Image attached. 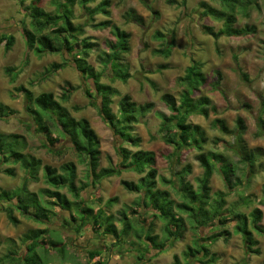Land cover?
<instances>
[{"label":"rangeland","instance_id":"rangeland-1","mask_svg":"<svg viewBox=\"0 0 264 264\" xmlns=\"http://www.w3.org/2000/svg\"><path fill=\"white\" fill-rule=\"evenodd\" d=\"M30 1L32 0H27L21 5L18 0H0V37H14V43L8 51L4 50V42H0V103L12 112L6 118L0 119V133L23 137L27 143L25 154L40 159L44 165L57 168L66 162L74 163L77 172L76 187L84 189L81 196L88 202L87 206L92 205L93 214L101 211L112 217L118 230L131 224L132 228L125 244L112 250L110 262L107 264H135L134 252L145 255L140 264H175L176 260L180 264H199L200 260L198 262L197 258L186 257V251L189 248L194 249L195 244L202 242L201 239L212 236L216 241L209 242L206 246L210 253L216 255L215 264H264V234L252 231L255 240L253 249L256 253L248 254L241 235L236 233L237 219L233 212L245 215L249 223L250 213L256 208L259 209L262 214L259 226L264 228V136H258L256 128V118L262 116L264 119L257 99L258 94L264 97V0H253V4L247 5L248 17L240 10L236 14L235 27H254L253 34L221 37L218 40L203 34L201 26L218 30L222 23L208 17L202 19L199 15L200 3L219 8L216 0H145L152 13L139 0H109L110 20L130 36V50L122 56L123 69L129 73L130 78L126 82L114 80L110 77V70H107L100 82L110 85L122 96L128 95L136 104L154 105L152 112L132 128L131 136L134 142L121 140L103 122L97 108L99 99L94 96L92 81L75 68L72 57L67 52H63V56L59 53L40 55L28 49L21 30L23 23L27 25L29 22L23 15V8L27 7ZM39 1L41 9L53 14L54 0ZM98 3L99 0L90 4V7L93 8ZM94 19L95 23L105 20L101 15L95 16ZM73 24L83 28L80 38H88L94 45L87 57V63L96 72H101L103 68L99 65L97 56L106 50V41L114 40L110 29L92 28L86 9L77 5L74 7ZM157 34L166 39H159ZM171 37L174 46L169 56L164 57L156 53L164 48L166 40ZM73 48L80 50L78 45ZM232 55L238 56L240 67L248 77L246 83L241 81L234 71ZM194 60L203 64L206 76V84L200 88L198 96L208 98L210 104L207 106V118L193 115L188 118V123L199 126L207 141L201 151L193 146L184 151H177L175 145L163 140L162 119L157 115H170L162 96L168 94L178 101L182 91L179 79L184 76L185 69ZM63 62L66 63L64 68L50 72L52 64ZM6 69H11L13 75L8 76ZM216 72L221 74L218 89L213 86L218 78ZM20 87L31 91L34 96L52 93L71 117L86 120L99 141V168L120 167V176L101 179L96 185L89 184L86 158L76 156L70 144L58 135L53 125L50 131H54L53 136L58 135L60 141L53 149L61 148V153L56 155L43 149V138L34 132V127L30 128L33 122L25 111L23 93L17 92ZM87 89L91 91L92 99L86 96ZM62 95L67 98L62 99ZM113 100V113L119 117V98ZM239 118L243 121L242 139L247 150L260 155L252 169L239 162L233 151L236 144L235 134L232 133L236 130V120ZM215 119L223 120L230 133H223L214 128L212 122ZM121 149L131 152L141 150L154 155L156 189L167 191L174 204L182 201L177 173L190 166V172L185 174L183 181L197 190L198 180L203 174V169L196 159L197 155L201 152L222 155L235 167L231 182L237 185L228 189L218 171L217 163L210 179V195L212 200L217 199L219 195L223 197V212L228 219L223 225L217 226L216 220L206 228H200L196 227L186 214H181L184 219V232L172 240L168 239L163 232V222L153 218L151 210L143 206L144 192H129L121 186V180L140 184L145 174L121 168ZM7 167L13 170V176L3 172ZM24 178L25 173L18 165L0 166V189L14 190L13 192L18 194V188ZM45 187L42 178L38 182L27 184L28 190L34 193ZM61 193L69 201H73L72 195L65 189L61 190ZM110 199L116 200L111 204L107 203ZM74 211L73 205L69 212L55 208L47 224H39L31 220L29 215L16 212V225L10 223L0 211V259L9 251L22 255L25 252L24 236L29 231L48 229L49 233L42 237L41 244L36 249L47 264H87V250L84 249L86 247L101 249L103 261L109 246H115V239L105 236L103 227L96 231V228L91 226V221L79 233H75L74 228L79 222V216L76 217ZM131 211H136V214L132 215ZM69 215L75 216L76 221L73 222ZM148 226L154 230L152 235H157V242L165 245L164 249L157 251L147 245L141 228L148 229ZM141 236L142 238L138 239ZM43 242L48 245H43ZM50 242L57 243V247H49ZM60 249H63V253L59 252Z\"/></svg>","mask_w":264,"mask_h":264},{"label":"trees","instance_id":"trees-1","mask_svg":"<svg viewBox=\"0 0 264 264\" xmlns=\"http://www.w3.org/2000/svg\"><path fill=\"white\" fill-rule=\"evenodd\" d=\"M23 5L27 0H18ZM97 0H54L55 9L53 14H50L40 8L39 0H32L27 7L23 8L24 17L28 19V24L23 23L22 32L24 34L29 50H33L36 54H62L67 52L72 57V63L75 68L81 72L86 79L92 81L93 93L95 98L99 99L98 111L103 122L112 130L115 136L121 140L133 141L131 131L134 125L139 124L150 112H152L153 103L136 104L131 101L128 95H121L116 89L110 85L100 82L104 72L110 70V77L114 80L126 82L130 76L123 69L122 56L130 50V36L125 31L114 25L110 20V1L99 0V3L93 8V4ZM148 10L150 7L145 3V0H139ZM219 8L213 7L207 3H200V17L210 18L214 21L222 23L218 30H214L210 26H201L203 34L218 40L221 37H239L253 34L254 27L244 26L242 28L235 27L237 22L236 14L240 10L245 17L249 16L247 5L253 4V0H216ZM174 2V1H173ZM86 9L91 27L96 30L110 29L114 40L106 41L103 50L97 56L99 65L103 68L101 72H96L95 69L87 63V57L94 45L88 38H80L83 35V28L74 26V7ZM184 5V3H183ZM152 13V11L150 10ZM101 15L105 18L100 22L95 23L94 17ZM28 26V27H27ZM159 39L165 38L161 34H157ZM166 39V38H165ZM0 42H4V50L8 51L13 43L12 35H1ZM78 45L79 51L73 47ZM174 46L173 37L166 40L164 48L156 51L164 57H168ZM234 71H236L240 80L246 83L248 77L242 71L237 55H232ZM66 65L65 62L52 64L50 72L61 70ZM8 76H12L11 69L5 70ZM48 71V73H50ZM51 74V73H50ZM218 77L214 83V88L218 89L221 74L216 72ZM179 84L182 91L178 101L165 94L162 100L168 108L170 115L158 114L162 119L161 133L162 138L167 143L175 145L177 151H184L186 148L193 146L201 151V147L206 143L204 133L199 126L188 123V118L193 115H199L204 118L208 117V98L198 96L200 88L206 84V76L203 72V64L198 61H192L185 69V74L179 79ZM17 92H22L25 99V111L32 120L30 128H35L34 132L43 138L41 147L49 153L60 155L61 148H55L59 145V136L70 144L74 154L78 157L84 156L88 167L89 184L96 185L101 179L112 176H120L121 169L119 168H99V141L90 128L89 123L84 120H76L70 116L69 112L58 101L55 100L52 93H41L34 96L31 91L20 87ZM63 96V95H62ZM86 96L93 98L90 90H86ZM119 98L117 102L118 116L113 113L112 105L113 98ZM62 99L67 96L61 97ZM97 99V100H98ZM260 109L264 113V97L262 94L257 95ZM96 100V99H95ZM12 112L0 103V119H4L11 115ZM56 127L58 135L53 136L54 131L51 126ZM214 128L221 130L223 133H230L223 120L215 119L212 122ZM256 128L258 136H264V119L262 116L256 118ZM173 129L175 132H172ZM53 132V133H52ZM244 133L243 121L239 118L236 120L235 134L236 147L233 146V151L238 156V161L244 163L247 168L252 169L257 162L259 153L248 151L242 134ZM134 142V141H133ZM27 143L25 139L18 135L0 133V166H19L25 173V178L21 186L18 188V194L13 191L0 189V211L5 214L8 221L13 225L18 223L15 213L21 215H29L31 220L39 224H47L50 215L55 208L68 211L71 205L74 206L76 217L79 222L74 228L75 233H79L89 221L91 226L99 230L103 227V234L115 239V246L119 247L126 242V238L131 230V224L124 226L118 230L113 224L112 217L103 214L101 211L93 214V207L87 206L81 193L84 189L76 187L77 172L74 163L66 162L59 167L42 164L40 159L25 154ZM121 168L132 169L139 173H144V178L140 184H134L124 180L120 181L121 186L129 192H144L143 206L151 210L152 217L160 219L163 222V232L168 239H174L184 232V219L181 214H186L188 218L195 224L196 227L206 228L213 224L216 220L218 225H223L228 219L224 215L225 202L221 195L217 199L212 200L210 192V179L212 177L215 165L218 163V171L228 189H233L237 184L231 182V177L235 175V167L230 164L222 155L214 152L200 153L196 159L203 169V174L198 180V189L194 190L191 185L183 181L185 174L190 172V166L177 173L178 190L181 195V203L174 204L170 200L167 191L156 189V174L155 157L152 153L146 151L131 152L126 149H121ZM5 174L13 176V170L5 169ZM42 178L46 185L38 193L28 190L29 182L35 183ZM65 189L73 197V201H69L67 197L61 193ZM15 194V195H14ZM116 199H110L107 203L114 202ZM264 206V195H263ZM237 219L236 233L241 235L245 244L246 251L256 253L253 249L255 240L252 237V231L264 234V228L259 226L261 220V211L254 209L250 213V225L245 215H240L237 211H233ZM132 215L136 211L130 212ZM74 215V214H73ZM73 215L70 219L75 222L76 217ZM124 216V214L122 215ZM250 226V227H249ZM144 227V226H143ZM141 228L143 238L149 247L154 250L164 249V244L157 242V235H152L153 228L148 226V229ZM251 228V229H250ZM49 233L48 229L31 230L24 236V249L22 255L14 254L9 251L5 254L0 263L5 264H47L45 260L36 252L37 247L41 244L42 237ZM142 236L138 239H141ZM202 242L195 244V248H189L186 251V257L197 258L199 264H215L216 255L210 253L208 246L209 242L216 241L215 237L201 239ZM48 243L43 242V245ZM59 244V243H58ZM57 247V243H49V247ZM133 246V243H131ZM44 250V249H43ZM63 253V249L59 250ZM98 252H88L87 264H105L104 261L90 263L96 256H100ZM136 264H140L145 255L139 252H134ZM176 260V259H175ZM140 261V262H139ZM139 262V263H138ZM58 264H67L64 262ZM175 264H180L177 260Z\"/></svg>","mask_w":264,"mask_h":264},{"label":"flooded vegetation","instance_id":"flooded-vegetation-1","mask_svg":"<svg viewBox=\"0 0 264 264\" xmlns=\"http://www.w3.org/2000/svg\"><path fill=\"white\" fill-rule=\"evenodd\" d=\"M114 248H116V246H114V245H113V247H112V245L109 246V249H108L107 252L105 253V255H104V257H103V261L105 262V264H107V262L110 260L111 252H112V250H113ZM84 249L87 250V254H88V252H98V253H100V254H99L100 256H96V257H94L90 263H96L97 261L101 260V254H103V251H102L101 249H98V248H97V249H91V248H89V247H86V248H84ZM86 256H87V255H86ZM134 256H135V255H134ZM135 257H137V255H136ZM143 260H144V259H143ZM136 261H137V259H136ZM87 262H88V259H87ZM109 262H110V261H109ZM139 262H140V261H139ZM139 262H138V263H139ZM135 264H136V263H135Z\"/></svg>","mask_w":264,"mask_h":264}]
</instances>
